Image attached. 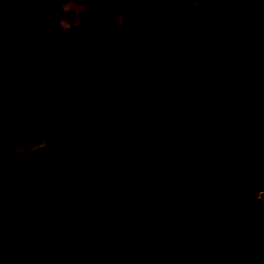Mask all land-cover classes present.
<instances>
[{
	"label": "trees",
	"instance_id": "trees-1",
	"mask_svg": "<svg viewBox=\"0 0 264 264\" xmlns=\"http://www.w3.org/2000/svg\"><path fill=\"white\" fill-rule=\"evenodd\" d=\"M195 14L210 27L190 43ZM79 152L86 197L54 167ZM0 250V264H264V0H0Z\"/></svg>",
	"mask_w": 264,
	"mask_h": 264
},
{
	"label": "rangeland",
	"instance_id": "rangeland-1",
	"mask_svg": "<svg viewBox=\"0 0 264 264\" xmlns=\"http://www.w3.org/2000/svg\"><path fill=\"white\" fill-rule=\"evenodd\" d=\"M123 17L124 14H123L122 6H118V12L116 15V19L114 21V26H117L122 21ZM201 27H210V23L202 15L195 14L193 16L190 43H194L195 40L198 38L199 30ZM180 70L181 72H183L185 68L181 67ZM203 74L204 73H195L194 75L197 82H199V86L201 88L204 86ZM24 76L30 88L36 90L38 85L37 77L28 70L24 71ZM217 147H218L217 141L213 138H208L205 141L202 152L207 155L214 154L216 152ZM78 156H79L78 161L66 160V158L64 157L58 158L57 161L54 163V167L58 172L62 173L65 176L74 175L75 178H77V186H76L77 191L82 197H86L91 187L94 186V182L88 174V168L92 166L93 159L90 156V154L88 155V153L86 152L84 153L79 152ZM41 176L42 174L39 175L38 178H41ZM195 185L209 186L206 182L195 178L188 180L186 183L187 188ZM94 215L97 220H103L104 218L111 216V211L107 209L101 212L94 211ZM196 218L200 222H203V216L201 213H198L196 215Z\"/></svg>",
	"mask_w": 264,
	"mask_h": 264
},
{
	"label": "crops",
	"instance_id": "crops-1",
	"mask_svg": "<svg viewBox=\"0 0 264 264\" xmlns=\"http://www.w3.org/2000/svg\"><path fill=\"white\" fill-rule=\"evenodd\" d=\"M37 152H38L37 154H39L44 159V161H46V162L49 161V160L47 161V159H49V158H48V155L44 151L37 149ZM36 180L39 183H43V174H42L41 178H38V176H37ZM76 180H77V178H76ZM76 186H77V183H76ZM94 186H96L95 182H94ZM94 186H92L91 188H93ZM18 227H19V223H18V221H15V220L8 221L7 223H5V228L7 230V239H8L9 246H10V251H12V249L15 247V245L18 244ZM3 257H4V251L0 250V258H3ZM18 261H19V256L14 257L13 264H18Z\"/></svg>",
	"mask_w": 264,
	"mask_h": 264
}]
</instances>
